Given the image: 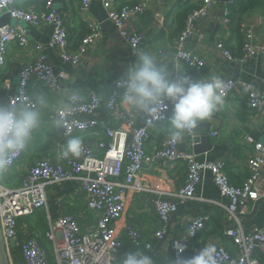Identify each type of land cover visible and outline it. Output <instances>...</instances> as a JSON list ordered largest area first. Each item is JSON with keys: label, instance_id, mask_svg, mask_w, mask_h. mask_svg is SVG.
Returning a JSON list of instances; mask_svg holds the SVG:
<instances>
[{"label": "built area", "instance_id": "2783aa9c", "mask_svg": "<svg viewBox=\"0 0 264 264\" xmlns=\"http://www.w3.org/2000/svg\"><path fill=\"white\" fill-rule=\"evenodd\" d=\"M74 1L77 2L76 12L81 16L89 11L94 0ZM234 1L229 0L224 5L222 23L225 28H228L230 22L228 7ZM168 2L170 8H174L181 0ZM101 4L116 34L127 46L131 56H135L134 49H139L145 42L146 33L129 32L125 25L144 15L145 3L123 4L117 7L116 0H101ZM214 4L212 0H200L198 8L187 14L182 29L176 35L173 59L195 73H200L205 68V61L188 46L195 36V25L208 16ZM1 14L7 15L17 24L0 27V72L5 66L9 46L14 45L20 52L27 53L29 50L27 26L49 27L51 35L48 46L57 48L60 51V62L73 69L79 67L88 50L100 38V31L90 24L88 32L73 47L69 39L70 27L67 17L53 8L52 0L45 1L42 12L24 9L18 5L17 0H0ZM240 33L243 40L240 58H233L224 49L222 41L216 44V49L231 63L247 62L259 55L264 56V44H255L252 32L242 23ZM35 49L39 51L38 57L23 66L16 90L6 98L5 104L32 100L30 90L33 85L41 86L52 95L61 91L67 77L62 73L53 72L51 62L43 54L40 45L35 44ZM223 81L224 100L241 96L249 110L257 114L264 113V91L252 89L238 80ZM116 82L104 108L107 114L119 121L126 115L129 118L131 116L118 111L122 90L117 88ZM67 104L71 108V113L67 115L65 125L60 127L62 136L68 138L76 133H92L98 137L93 143L83 144L80 160L65 159L61 155L56 162H51L47 158H36L27 166L17 187H6L2 183L4 175H0V240L6 264H122L128 254L142 250L152 252L155 244H161L167 237L170 218L176 212V204L196 199L194 187L200 182L205 171L210 172L220 195L228 201L227 205L211 203L223 209L227 217V226L224 227L222 234L233 249V253H230L221 243L211 244L216 247L217 264H264V226L246 229L240 221V216L245 213L247 205L258 201L264 192V143L251 136L243 137V143L251 149V156L246 162L250 175L239 187H235L225 174L224 162H197L194 154L181 150L178 143L170 141L169 136L162 138L152 153H147V144L151 138L150 130L166 122L170 111L163 112L157 117L148 116L143 126L132 129L130 139L127 140L125 132L109 129L91 118L88 120L78 118L92 117L100 109L96 93L89 92L84 96L75 92L68 96ZM191 133L188 135L192 137ZM25 152L26 149L10 157L9 170L25 158ZM98 153L102 156H98ZM151 163L182 165L185 168L183 186L176 192L164 193L168 196L167 200L153 202L160 223L159 229L152 236L154 246L144 243L140 231L133 226L124 227L123 238L118 235L116 228L117 222L127 209L126 193L149 191L141 186L140 176ZM65 182L77 185L85 198L86 209L94 219V224L82 228L72 215L62 214L53 218L46 213L44 220L46 231L43 236L50 245L48 251L39 242L38 232L32 230L22 232L20 221L46 209L47 185ZM207 221L208 217L190 220L185 234L178 239L184 245V252H178L173 246L175 249L173 264L186 258L190 245L204 230ZM145 245L151 250L144 248ZM123 249H127L129 253L120 259L119 252Z\"/></svg>", "mask_w": 264, "mask_h": 264}, {"label": "crops", "instance_id": "0c3cea01", "mask_svg": "<svg viewBox=\"0 0 264 264\" xmlns=\"http://www.w3.org/2000/svg\"><path fill=\"white\" fill-rule=\"evenodd\" d=\"M46 0H17L18 5L27 10L42 11ZM144 2L146 10L143 16L125 25L129 32H145L146 40L139 49L155 51L166 63L173 77L191 75L193 79L217 75L222 79H231L237 76L238 81L249 85L252 89L264 91V56L251 59L247 62H232L240 64L234 73L228 59L216 49V44H222L229 48L233 54L241 55L240 45L242 37L238 38L222 23L224 5L215 2L207 17L195 25V36L188 48L203 57L205 68L200 73L188 69L183 63L173 59L174 43L177 33L182 29L179 14L188 7L196 5L197 0H181L174 8H170L168 0H116V6L123 4L135 5ZM53 8L67 17L70 27L71 44L75 46L88 30V25H94L100 31L99 40L88 50L81 60L78 68H71L60 62V51L49 47L51 29L49 27H26L30 41L29 50L20 52L14 45L9 46L6 52V63L0 72V104H5L8 96H11L18 85V77L23 66L34 61L39 51L35 44L42 47L43 54L51 62L55 74L62 73L67 77L56 95L48 93L39 85H33L30 93L34 98L44 95L50 107L42 110V122L40 128L34 133L31 142L26 148L25 158L14 168L7 171L2 177V183L8 188L17 187L28 165L36 158H47L56 162L61 149L67 139L80 137L83 144L93 143L98 136L92 133H76L70 137H63L60 127L52 121L58 118L56 107L60 101L67 103L69 95L78 92L87 96L94 92L99 97L100 109L92 117L79 116V119H94L106 125L109 129L125 132L127 140L130 139L132 129L143 126L148 116L137 113L129 106L118 102V111L129 114L117 121L107 114L104 106L108 102L114 90V82L126 75V69L135 62L136 56H131L129 49L116 34V31L108 20L101 0H94L89 11L85 15L78 16L77 2L74 0H52ZM44 11V10H43ZM241 23L253 34L254 43L264 44V11L253 10L247 13ZM17 23L7 15H0V27L4 25L15 26ZM77 40V41H76ZM76 41V42H75ZM76 43V44H75ZM233 80V79H232ZM151 138L147 144V153H152L159 145L162 138L168 136L167 121L156 125L150 130ZM195 134L207 136L209 151L195 155L192 137L185 134L183 140L178 143L181 150L195 155L197 162H224L225 174L229 182L239 187L250 175L247 167V159L251 156V149L243 143L244 136H251L255 140L264 143V113L257 114L249 110L241 96H234L225 100L219 111L214 113L212 119L200 122L192 131ZM216 134V135H215ZM102 156L101 153L97 154ZM80 160V157H69ZM185 168L182 165H166L151 163L145 167L140 183L149 191L141 193L127 192V209L123 217L116 224L118 235L124 237V227L129 225L137 228L144 243L154 246L153 233L159 227V219L153 202L165 201L168 196L164 193L176 192L183 186ZM264 191V188H263ZM46 209L20 221L22 232L32 230L39 233V242L48 251L49 243L44 239L45 214L56 218L62 214L74 216L82 228L94 224V219L86 209L85 198L79 192L77 185L71 182L51 184L45 187ZM195 200L184 201L176 204V212L170 218L169 233L160 244H155L152 256L157 264H173L175 249L173 242L181 238L187 229L190 220L198 217H208L204 230L190 245L186 258L197 255L201 248L213 243H221L230 253L233 249L228 240L223 237V229L227 226V217L223 209L214 206L213 202L227 205V199L223 198L215 186L209 171L201 175L200 182L194 187ZM241 224L246 229L261 228L264 226V192L261 198L249 203L245 213L240 216ZM144 251V250H142ZM147 255V252L145 253Z\"/></svg>", "mask_w": 264, "mask_h": 264}, {"label": "clouds", "instance_id": "9594fccd", "mask_svg": "<svg viewBox=\"0 0 264 264\" xmlns=\"http://www.w3.org/2000/svg\"><path fill=\"white\" fill-rule=\"evenodd\" d=\"M134 50L135 62L127 67L126 75L116 82L117 88L122 90L121 102L149 117L170 111L167 133L172 143L181 142L198 123L210 121L214 113L223 107L225 83L221 77L212 75L193 79L191 75H181L174 78L169 63L164 62L157 52ZM49 107L44 95L35 96L29 101L0 104V175L9 170L10 157L28 147L41 126L42 110ZM56 111L58 118L52 123L63 127L71 108L60 101ZM82 151V138L72 137L64 143L60 155L65 159L80 157ZM173 246L180 253L185 250L179 240ZM144 248L151 250L147 245ZM122 264H157V261L143 251H137L128 254ZM176 264H217L216 247L205 246L197 255Z\"/></svg>", "mask_w": 264, "mask_h": 264}, {"label": "trees", "instance_id": "16d2710c", "mask_svg": "<svg viewBox=\"0 0 264 264\" xmlns=\"http://www.w3.org/2000/svg\"><path fill=\"white\" fill-rule=\"evenodd\" d=\"M197 4L196 5H193V6H188L186 7L181 14H179V20L182 22V27H183V23H184V20L187 16V14L198 8L199 4H200V0H197ZM229 9V25H228V29L235 35L238 36V38L240 37L239 35H241L240 33V24H241V21L243 20L244 16L249 13L250 11H253V10H262L264 11V0H235L234 3L228 7ZM44 10V9H43ZM42 10V11H43ZM41 11V12H42ZM37 12H40V11H37ZM88 32V30L86 31V33ZM85 33V34H86ZM84 34V35H85ZM83 35V36H84ZM81 36L80 39L83 37ZM242 37V35H241ZM69 39L71 41V36H69ZM78 39V40H80ZM77 41V40H76ZM75 41V42H76ZM76 44V43H75ZM73 46V45H72ZM76 46V45H75ZM224 46V45H223ZM74 47V46H73ZM241 49V53H242V47H243V42H242V45L239 46ZM224 49L227 50L231 56L233 58H240L237 56V54H233L232 51L229 50L228 47L224 46ZM241 55V54H240ZM144 253H146L145 251H143ZM129 252L127 251V249H123L119 252V258H123L125 254H128ZM135 253V252H134ZM147 255H152V253L149 254V252H147Z\"/></svg>", "mask_w": 264, "mask_h": 264}, {"label": "water", "instance_id": "95a60500", "mask_svg": "<svg viewBox=\"0 0 264 264\" xmlns=\"http://www.w3.org/2000/svg\"><path fill=\"white\" fill-rule=\"evenodd\" d=\"M214 2H218V3H222V4H227L229 0H212ZM230 67L235 69L234 73H236V71L238 70V68L240 67V64H235V63H230ZM237 76H232L231 79L233 80H238ZM207 136H199L198 134H195L192 137V142L195 145L194 146V154L195 155H199L200 153H204L209 151L210 146L207 145ZM0 264H6L5 260H4V250H3V245L1 243L0 240Z\"/></svg>", "mask_w": 264, "mask_h": 264}]
</instances>
